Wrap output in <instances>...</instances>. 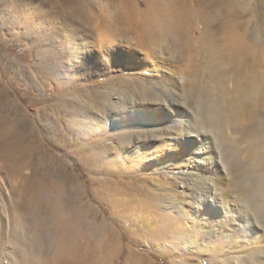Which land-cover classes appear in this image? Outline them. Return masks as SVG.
<instances>
[{"label": "bare ground", "instance_id": "obj_1", "mask_svg": "<svg viewBox=\"0 0 264 264\" xmlns=\"http://www.w3.org/2000/svg\"><path fill=\"white\" fill-rule=\"evenodd\" d=\"M90 5L66 0L60 13L80 25L71 42L83 36L78 54L85 65L118 75L107 80L116 81L110 89L117 91L108 115L127 136L123 145L134 166L152 149L176 153L163 165L177 170L175 184H162L166 175L143 178L150 187L147 209L158 211L154 183L163 185L162 198L178 207L156 214L167 234L176 241L200 234L209 240L207 253L223 264H264V7L249 10L246 0H102L94 12ZM126 72L132 76L120 75ZM22 140L15 130L0 137V168L23 174L36 157L37 174H23L24 182L11 189L18 197L12 216L28 241L7 263L110 264L111 253L96 258L102 226L85 207L86 194L69 198L64 160L45 149L27 156ZM45 234L62 244L52 259H37L35 244ZM4 258L1 250L0 264Z\"/></svg>", "mask_w": 264, "mask_h": 264}, {"label": "rangeland", "instance_id": "obj_2", "mask_svg": "<svg viewBox=\"0 0 264 264\" xmlns=\"http://www.w3.org/2000/svg\"><path fill=\"white\" fill-rule=\"evenodd\" d=\"M101 1L90 0L94 12H99ZM253 1L246 0L247 9L264 7V0H256L258 5ZM64 6L66 0H0V137L15 130L23 135L22 147L27 156L39 155L45 149L64 160L69 198L85 193V207L90 215H98L97 223L102 226L97 241L101 249L96 258L111 253L110 264H223L207 253L209 240L197 232L177 241L165 232V224L156 214L165 207L176 213L178 207L169 205L163 185L154 183L161 194L158 211L147 209L150 187L143 185V178L161 179L166 175L167 180L159 179L162 184H175L177 170L163 165L176 153L152 149L140 165L134 166L135 158L123 145L127 136L117 131L108 115L116 109L112 105L117 91L112 92L110 87L114 88L118 75H102L99 65H85L78 54L83 36L74 38L79 40L75 45L71 42L80 25H71L62 17ZM68 30L73 31L70 39L66 36ZM120 75L129 77L132 73ZM109 79L116 81L111 84ZM41 157L43 165H48L46 154L41 152ZM35 160L22 170L23 174L37 176ZM148 165L160 169L151 172ZM23 174L0 168V251L6 256L4 264H8L9 256L19 254L21 242L28 241L21 220L12 216L18 197L11 189L24 182ZM47 179L40 177L43 182ZM119 181L124 186L115 185ZM132 181L138 182L140 189H134ZM116 187L117 192L113 191ZM117 197L120 201L114 207ZM61 244L60 237L45 234L35 244L37 259H52Z\"/></svg>", "mask_w": 264, "mask_h": 264}]
</instances>
